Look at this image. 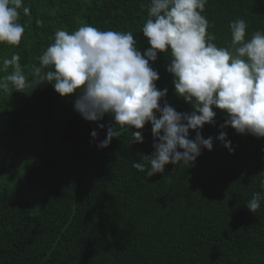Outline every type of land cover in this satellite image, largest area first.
I'll list each match as a JSON object with an SVG mask.
<instances>
[{
  "label": "trees",
  "instance_id": "1",
  "mask_svg": "<svg viewBox=\"0 0 264 264\" xmlns=\"http://www.w3.org/2000/svg\"><path fill=\"white\" fill-rule=\"evenodd\" d=\"M149 4L23 0L30 9L28 15L20 10L24 34L18 46L0 44V61L19 54L31 79L32 65L54 43L55 32L85 24L131 32L143 55L150 48L142 34ZM201 14L218 47L231 46L229 25L237 19L246 21V39L264 32V0H207ZM171 59L170 52H158L149 62L159 75L157 88L168 90L161 107L166 101L190 113L166 70ZM75 99L47 83L25 92L11 85L0 90V264H264V138L221 129L227 116L214 108L215 124L200 130L213 138V149L149 177L144 157L155 151L152 125L116 126L108 147L100 148L112 117L87 121L74 110ZM131 131H140L143 143L131 142ZM221 131L231 153L216 139ZM195 135L189 131L190 139ZM254 193L261 200L252 213L245 205Z\"/></svg>",
  "mask_w": 264,
  "mask_h": 264
},
{
  "label": "clouds",
  "instance_id": "2",
  "mask_svg": "<svg viewBox=\"0 0 264 264\" xmlns=\"http://www.w3.org/2000/svg\"><path fill=\"white\" fill-rule=\"evenodd\" d=\"M207 0H150L142 34L150 45L143 55L131 32L101 31L82 25L69 33L57 30L50 44L33 64L31 79L22 69L19 54L0 61V90H34L51 84L61 97L76 94L74 110L83 119L102 121L110 115L114 126L98 146L106 148L115 135V127L143 129L152 125L155 149L147 175L163 173L165 165L193 162L202 149H213V138L205 139L201 129L215 124L219 109L227 118L221 129L231 126L238 134L264 138V32L246 39L244 19L230 23L231 46L218 47L214 35L207 32L208 20L201 14ZM28 15L23 0H0V44L18 46L25 28L19 23L20 10ZM159 53L170 52L167 71L173 76L178 97L192 111L177 112L166 101L167 88L159 90L158 72L150 66ZM157 113L159 115H157ZM100 129L105 125L98 123ZM196 132L189 138V131ZM97 132L91 136L97 138ZM131 142L143 143L140 131H131ZM231 153V141L221 131L216 137ZM182 150V151H181ZM143 172L145 164L133 162ZM264 187V186H262ZM261 194L254 193L245 205L255 213Z\"/></svg>",
  "mask_w": 264,
  "mask_h": 264
},
{
  "label": "rangeland",
  "instance_id": "3",
  "mask_svg": "<svg viewBox=\"0 0 264 264\" xmlns=\"http://www.w3.org/2000/svg\"><path fill=\"white\" fill-rule=\"evenodd\" d=\"M12 156H16V154H15V153H13V154H12ZM28 158H29V157H28Z\"/></svg>",
  "mask_w": 264,
  "mask_h": 264
}]
</instances>
